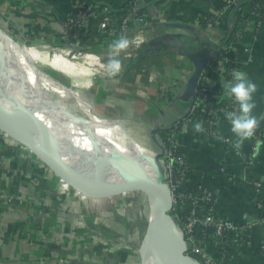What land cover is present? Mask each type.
Returning <instances> with one entry per match:
<instances>
[{
    "label": "crops",
    "instance_id": "0c3cea01",
    "mask_svg": "<svg viewBox=\"0 0 264 264\" xmlns=\"http://www.w3.org/2000/svg\"><path fill=\"white\" fill-rule=\"evenodd\" d=\"M12 1L0 0V10L6 9L9 19L7 24L0 18V26L7 32L14 30L20 37L43 42H53L58 37L67 38L61 23L69 10V0ZM108 1L122 4V0ZM154 1L139 2V7L147 8L151 19L148 23V40L142 48L154 51L150 52L155 59L153 65L147 67L149 78L143 81L137 75L136 88L132 93L120 84L133 56L127 62L121 61L122 69L117 75H107V80L98 88L90 86L88 90L85 88L83 94H96V112L100 117L116 120L120 116L127 117L131 112L142 114L144 117L140 118L150 126L149 135L155 141L157 131L172 126L191 104V98L185 96L196 67L191 56L198 60L216 56L230 22L227 12L217 15L218 0H182L178 6L171 0L158 5L153 4ZM92 11V31L98 32L96 25L102 21L106 11L95 10V7H92ZM199 14L217 15L212 32L190 20ZM243 28L238 40L232 43L235 44V48H232L234 51L230 50L228 56L234 59L238 57L239 71L257 84V91L253 95L256 105L253 115L257 117L258 125L261 122L264 125V30L257 33L250 24ZM202 71L208 76L216 91L215 98L219 100L224 96L221 93L225 85L222 72L205 68ZM107 72L109 70L103 74ZM215 129L219 135L228 134L231 144L212 143L206 136H196L180 128L174 135L177 149L190 164L191 182H202L213 193L215 214L238 225H245L258 219L264 212V188L255 190L251 185L253 180L261 181L264 185V132L253 161L247 163L248 155L252 153L250 138L237 148L235 145L239 137L232 132L230 125L219 121ZM152 130L153 136L150 133ZM83 137L76 133L73 142L84 147L86 144L79 141ZM0 142V153L13 152L12 172L24 174H14L17 182L12 184L13 189L25 191V195L34 200L42 193L45 195V203L38 200L42 206L37 207L31 203L0 201V264H139L136 248L131 243L134 239L132 234L121 243L113 240L114 234L109 235L110 232L104 236L99 234L101 238L89 233V221L93 217L89 219L87 216L91 208H97L102 200L87 198L69 184L67 189H63L55 184L59 178L48 168L38 166L40 160L25 146L2 133ZM10 177L0 172V193L5 194L11 187ZM31 179L37 184L31 183L32 187L26 189L24 183ZM75 192L82 198L76 196ZM182 206L185 210L188 203ZM76 207L80 210H75ZM96 216L95 222L103 219ZM38 220L42 233L36 235L34 224ZM112 229L113 232L117 231L114 227ZM262 235L261 224L252 226L243 238L238 241L231 239L225 245L224 256L216 248L223 241L219 243L207 235L202 238L201 244L210 257L220 264H264Z\"/></svg>",
    "mask_w": 264,
    "mask_h": 264
},
{
    "label": "rangeland",
    "instance_id": "374dc122",
    "mask_svg": "<svg viewBox=\"0 0 264 264\" xmlns=\"http://www.w3.org/2000/svg\"><path fill=\"white\" fill-rule=\"evenodd\" d=\"M97 28L98 26L96 25L95 29ZM96 33L97 30L92 31L91 37H88V39L83 38L81 41L71 45V42L68 41L66 36L58 37L53 42H43V40L38 41L33 39L29 40L28 38L25 39L24 36L20 37V34L17 32L8 31V34L13 38V40L21 45H17V48L20 47L22 49L26 47L39 55L35 61L36 67L39 70L50 75L54 80L64 84L68 88L76 91L84 101L88 102L92 112L98 115L96 112V94L92 92V94L89 95L91 92L89 94H83V92H85V88L88 90L90 86H95V88H98V85L103 83L104 80H107V75H109V73H103L108 70V62L113 57L110 55V44L106 45L102 43L97 46L93 44L91 38H94ZM131 34L132 33L128 34L127 37ZM139 50L133 52L130 55V58H132ZM50 52L61 55V59L55 61L54 59L48 58ZM85 54H91L92 56H88L87 58L84 57ZM114 58L123 62H127L126 59H128L124 56H122V58L119 56ZM64 61L66 62L64 63ZM87 62H89V64ZM98 62L99 64H97ZM83 85L86 87H83ZM45 92L48 94L51 93L47 90ZM89 97H92L93 100ZM61 101L64 103L65 108L69 112L85 117V115H83L80 111L79 105L74 98L62 99ZM140 116L142 118L144 117L142 114L140 115L136 112H131L127 117L120 116V118H117L116 120H121L122 126L130 131L131 137L138 140L146 149L154 152L155 154L163 149L164 154L160 156L159 160L164 163L166 182L169 185H174L178 189L185 188L187 186L185 185V181L187 182V179L185 180V178L176 177L174 172H171L167 167L169 162L167 159L169 154L168 151L170 150L168 137L162 139L158 134L155 138L156 142L152 140L149 135L150 126L147 125L143 119L140 118ZM101 118L104 119V117ZM119 144H121V141H119ZM26 152L28 153L29 151ZM13 161V152L10 153L9 151H6L4 153H0V172H4L11 176V187L7 192H5V194L0 193L2 194L0 195V201L3 200L8 203H31L33 206L35 204L36 207L42 206L38 203H41V201L42 203H45V195L43 193L40 197L38 196L37 200H34L32 197L30 198L26 196L25 191L17 192L15 189H13L12 184L17 182L16 177H14L16 172L13 173L12 171L14 170H11L10 168V166H12L14 163ZM18 174L24 175L23 173L20 174V172H18L16 175ZM32 181L33 180L31 179L30 181L25 182L24 187L26 189H30L32 187L31 183L37 184L36 181ZM149 212V205L144 192L140 189H133L127 193L116 195L110 199L102 200L97 205V208L94 207L93 209L92 207L89 215L87 216L89 219L90 217H93V219L89 221L90 225L88 230L92 236L94 235L97 238L100 237V235L104 236L105 233L110 232L111 234L109 235L114 234L112 237L114 238L113 240H117L121 243H123L124 240H127L128 235L132 234L134 239L131 240V243H134L133 245L136 248L138 258L140 259L139 253L141 245L148 237ZM97 214H99L98 216H102L103 219H99L98 222H95L93 220ZM112 227H114L117 231L113 232Z\"/></svg>",
    "mask_w": 264,
    "mask_h": 264
},
{
    "label": "built area",
    "instance_id": "2783aa9c",
    "mask_svg": "<svg viewBox=\"0 0 264 264\" xmlns=\"http://www.w3.org/2000/svg\"><path fill=\"white\" fill-rule=\"evenodd\" d=\"M14 1L15 0H13L12 3ZM69 1H70L69 10L67 11L69 13L66 14V16L64 17L61 23V28L65 34L69 30L73 32L75 39L74 42H71V45H73L81 41L83 38H85L89 26V20L93 17L92 7L94 6L91 5L86 8L84 0H69ZM124 1L127 5H129L132 8V10H136L137 8H139L140 0H124ZM171 1L176 2L177 0H171ZM218 1H219V10L217 15H222L228 12L231 6L236 5L238 2H240V0H218ZM208 15L211 17L210 19L214 17L213 16L214 14H205V15L199 14V15H195L194 16L195 18L191 21L196 24H201L198 17H204ZM0 18L1 21L8 24V20H9L8 11L6 9L0 10ZM210 19L207 21L205 25V28H207L208 30L213 29L215 26V22ZM104 24L106 23L102 21L99 22L98 28L100 29ZM249 24L255 27L252 21H246L244 27ZM148 26L149 24L143 21V19L136 18L135 16L132 17L131 14L127 15L124 18L122 23L116 29L118 30L120 37L122 35L127 37L128 34L132 33L130 36L127 37L131 41V43L126 50L120 52L119 57L122 58V56H124L129 59L130 55L133 52L141 49V47L148 40V33H149ZM3 29L7 32V29L5 28ZM243 29L244 28L240 30L239 36L241 35ZM234 45L233 44L230 45V47L227 49L228 52L230 50L234 51L232 49L235 48ZM88 56L91 57L92 55L85 54L84 57L88 58ZM237 60H239L238 57L234 59L233 57H229L228 55H222L218 59V65L214 68H209V70H213V69L218 70L219 72H222V74L228 73L231 75L232 79L234 80L233 72L237 70L239 71ZM87 63L89 64V62ZM97 64H99V62ZM206 65H208V63H206ZM215 92L216 91L212 87L205 71H202L197 80L195 98L194 100H192L188 108L190 116L180 124L179 129L181 128L185 131H189L190 133L196 136L197 135L206 136L210 138L212 143L223 142L224 145H229L231 144L229 135L228 134L219 135L215 128L217 127V123L219 121L227 123L228 125L231 126L230 121L222 119V116L228 113V108L230 107L236 111H239V105L235 101L234 97L226 94L229 103L225 108L210 109L209 114L213 115L212 119L203 121V120H199V118L193 115L195 108L199 109L202 112H205L206 109L209 108V106H211L214 103V100H218L215 98ZM209 94H212L214 100H211L210 99L211 97L210 98L208 97ZM199 122H203L202 131H197L195 127V125ZM189 126L193 127V131L188 130ZM263 132H264V127L262 131L257 129L255 130L254 136L250 138L249 144L252 153L248 155L247 163H251L253 161L254 155L257 152V144ZM174 135L175 134H168L167 136L170 142L169 145L170 150L168 151L169 154L167 158L169 162L167 164V167L170 169L171 172H174L176 177L185 178V180L187 179V182L185 181V185L187 186L183 189H178L174 185H169L172 191V201H173L172 210L174 207L177 208L183 207L182 204L186 202L188 203V208H186L185 211L188 215L184 223L180 226L175 220V215H172V217L175 220L181 232L183 233L185 239V245H186V253L190 256L191 254H198L201 257V259L200 260L196 259V260L201 264H217L211 259L210 255L204 250L201 244L202 238H198L196 236L195 229L197 228L203 232L204 236L209 235L211 237H214L218 242H222L227 235L230 236L231 234H235L233 240L238 241L239 238H243L245 232H247L252 226L261 224L262 232H263L261 246L264 247V212L258 219H255L245 225H238L231 220L222 218L215 214L214 212L215 198L213 193L208 189V187L204 183L199 181H196L194 183L191 182V180L189 179L190 166L188 169L181 171L180 176L176 175L174 162H178L181 165H183L184 163L182 158H176L175 155L173 154V151L179 152V150L177 149V143L174 139ZM162 164L164 167L163 162ZM38 166L42 168L46 167L41 161H39ZM55 184H58L63 189H67V183H65L61 179H58V182ZM251 185L254 187L255 190H260L264 188V185L261 183V181L258 180H253ZM195 190L197 191L195 192ZM75 193L76 196H80L78 195L77 192ZM75 210H80V208L76 207Z\"/></svg>",
    "mask_w": 264,
    "mask_h": 264
},
{
    "label": "bare ground",
    "instance_id": "6f19581e",
    "mask_svg": "<svg viewBox=\"0 0 264 264\" xmlns=\"http://www.w3.org/2000/svg\"><path fill=\"white\" fill-rule=\"evenodd\" d=\"M17 45L21 46L13 40L0 36V77L4 78L7 93L2 110L4 115H11L17 110H32L34 106H38V114L51 131L64 129L84 135L79 141L86 146L79 150L62 145L53 138L60 153L67 161L83 171L95 170L96 176L108 184L120 182L121 173L117 168L109 165L106 158L93 156L94 145L90 135H93L99 150L128 158L147 172L158 173L162 170L163 164L155 161V153L131 137L130 131L122 126L121 120L103 119L94 114L88 102L84 101L76 91L54 80L36 67L35 61L39 57L37 53L26 47L17 48ZM61 57L54 52L48 55V58L55 61ZM46 90L51 93H46ZM67 98H74L77 101L85 117L69 112L65 108L61 100ZM0 120L9 125L6 119L0 117ZM143 243L144 264H169L159 253L154 239L148 237Z\"/></svg>",
    "mask_w": 264,
    "mask_h": 264
},
{
    "label": "water",
    "instance_id": "95a60500",
    "mask_svg": "<svg viewBox=\"0 0 264 264\" xmlns=\"http://www.w3.org/2000/svg\"><path fill=\"white\" fill-rule=\"evenodd\" d=\"M0 36L13 40L1 26ZM191 57L196 67L189 79L185 96L190 97L192 102L195 98L197 80L209 58L198 60L193 55ZM6 98L4 78L0 77V117L9 122V125H6L0 120V133L25 146L55 176L87 198L110 199L133 189L142 190L147 198L150 210L148 237L154 239L164 260L169 264H201L186 253L183 233L170 213L173 207L172 191L165 180L164 167L158 173L147 172L128 158L114 156L111 153L99 150L93 135H90L91 142L94 145L93 156L106 158L109 165L117 168L121 173L122 180L120 182L108 184L96 176L95 170L83 171L65 159L55 144L50 128L38 114V106H34L32 110L28 111L17 110L6 116L2 113ZM150 133L153 136L154 130ZM163 154V149L156 153L154 156L155 161L161 162L159 158ZM143 248L144 243H142L139 253L140 264H144Z\"/></svg>",
    "mask_w": 264,
    "mask_h": 264
},
{
    "label": "trees",
    "instance_id": "16d2710c",
    "mask_svg": "<svg viewBox=\"0 0 264 264\" xmlns=\"http://www.w3.org/2000/svg\"><path fill=\"white\" fill-rule=\"evenodd\" d=\"M166 0H155L153 4H160L163 3ZM85 2V7L89 6H94L95 10H104L106 11L102 22H105L99 31L96 33L94 38L92 39V42L94 45H100V44H112L114 41L118 40L120 38V34L118 30L116 29L124 20V18L131 14L132 17L136 18H141L143 21L149 23L150 22V16L148 15V10L146 7H139L136 10H132V8L125 3L124 0H122V4L116 5L108 0H84ZM176 6L182 3V0H177ZM69 12H67L68 14ZM227 15L228 17V22L226 26V34L224 37L221 39V44L218 45L217 48V55L214 57H211L208 59L207 63L208 65H205V70L209 68H214L218 65V59L222 55H228V48L232 43H235L238 40L239 37V32L240 30L244 27V24L246 21H252L255 25V31L261 32L264 30V0H241L238 2L236 5L231 6V8L228 10ZM212 19L211 17L204 16V17H198L200 20V23L202 26H205L207 21L210 19L212 21H216V14L213 15ZM195 17L192 16L190 20H193ZM91 19L89 20V26L88 30L85 36V39H88V37H91L92 35V27H91ZM67 39L69 42H74V34L71 30L67 31L66 33ZM144 46V45H143ZM141 47V49L143 48ZM153 46V45H152ZM140 51V52H139ZM137 53L134 54V59L128 64L126 67L123 76L121 77V85L124 86V88L129 92L132 93L133 90L136 88L135 84V78L137 75H140L141 80L146 81L149 78V70L147 67L153 65L154 55L152 54L154 51L152 50H139ZM152 52V53H150ZM152 54V55H151ZM202 72V71H201ZM224 79H225V84L228 82L233 81L232 77L228 73H223ZM126 84V86L124 85ZM197 86V84H196ZM222 94H224L223 97H221L219 100H214L212 97V94H209L208 97L211 100H214V103L209 106V108L206 109L205 112L200 111L199 109L195 108L193 115H195L199 120H208L212 119L213 115L209 114L210 109H216V108H225L228 105V98L226 97V91L225 88L223 91H221ZM228 112H238L234 110L233 108H228ZM190 116L189 111H187L181 118L177 119L175 122H173L172 126L164 129L158 130L159 136L164 139L165 137L168 136V134H175L177 130L180 127V124L185 121L188 117ZM222 119L228 120L226 118V115L222 116ZM264 125L259 124L257 129L261 130L263 129ZM190 131H193V127H188ZM52 135L55 138V140L62 144V145H70L69 147L72 148L73 150H79L80 148L83 147L82 144H78L73 142V136L76 134L72 131L69 130H64V129H55L52 130ZM170 145V142H169ZM173 154L175 155L176 158H182L183 159V165L179 164L178 162H174V168L176 170V175L180 176L181 171L188 169L190 164L186 160V157L181 153V152H175L173 151ZM197 190H195L196 192ZM171 215H175V220L177 223L182 225L184 221L187 218V213L185 210L181 208L174 207L173 210H171ZM34 233L36 235L42 233V230L40 229V221L38 220L34 224ZM195 234L198 238H203L204 234L200 229H195ZM235 234H231L230 236L227 235L223 242L221 244L216 245V248L220 254L223 256L226 254V249L224 248L226 244H228L229 241H232L234 238ZM232 239V240H231ZM227 241V242H226ZM220 243V242H219ZM191 256L197 260H200L201 257L198 254H191ZM211 259L217 263L218 260Z\"/></svg>",
    "mask_w": 264,
    "mask_h": 264
},
{
    "label": "clouds",
    "instance_id": "9594fccd",
    "mask_svg": "<svg viewBox=\"0 0 264 264\" xmlns=\"http://www.w3.org/2000/svg\"><path fill=\"white\" fill-rule=\"evenodd\" d=\"M130 43L131 41L122 35L118 40L109 45L110 55L113 57L108 62L109 75L115 76L121 71V61L114 57L119 56L121 51L126 50ZM233 78L234 80L226 83L224 88L226 93L234 97L238 103L239 111L226 113V118L231 123L232 132L239 137L235 145L239 148L245 139L254 136L255 130L258 127L257 117L253 115V109L256 107L253 95L257 91V84L238 70L233 72ZM202 123L199 122L195 125L197 131L203 130Z\"/></svg>",
    "mask_w": 264,
    "mask_h": 264
}]
</instances>
